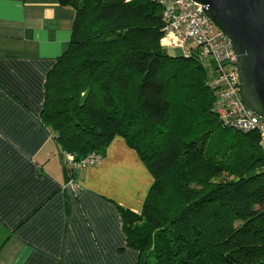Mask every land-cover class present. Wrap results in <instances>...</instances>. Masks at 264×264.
I'll return each instance as SVG.
<instances>
[{
  "label": "trees",
  "instance_id": "16d2710c",
  "mask_svg": "<svg viewBox=\"0 0 264 264\" xmlns=\"http://www.w3.org/2000/svg\"><path fill=\"white\" fill-rule=\"evenodd\" d=\"M58 2L74 25L41 119L78 161L120 136L145 163L142 212L120 208L139 264H264V148L215 114L210 62L166 51L160 0Z\"/></svg>",
  "mask_w": 264,
  "mask_h": 264
},
{
  "label": "crops",
  "instance_id": "0c3cea01",
  "mask_svg": "<svg viewBox=\"0 0 264 264\" xmlns=\"http://www.w3.org/2000/svg\"><path fill=\"white\" fill-rule=\"evenodd\" d=\"M74 18L58 0H0V264H139L120 208L142 212L145 163L117 136L100 164L68 174L41 119Z\"/></svg>",
  "mask_w": 264,
  "mask_h": 264
},
{
  "label": "built area",
  "instance_id": "2783aa9c",
  "mask_svg": "<svg viewBox=\"0 0 264 264\" xmlns=\"http://www.w3.org/2000/svg\"><path fill=\"white\" fill-rule=\"evenodd\" d=\"M160 2L164 6L166 22L162 44L177 47L185 55H190L194 48L199 49L200 56L207 59L212 68L210 88L215 96V114L227 127L245 133L257 132L264 148V119L248 108L241 95L238 55L231 40L209 19L203 6L192 0ZM103 158L99 153H92L78 161L73 154H63L64 166L71 172H83L97 166ZM68 186L75 192L80 190L74 179L68 182Z\"/></svg>",
  "mask_w": 264,
  "mask_h": 264
},
{
  "label": "water",
  "instance_id": "95a60500",
  "mask_svg": "<svg viewBox=\"0 0 264 264\" xmlns=\"http://www.w3.org/2000/svg\"><path fill=\"white\" fill-rule=\"evenodd\" d=\"M231 40L238 55L241 95L264 119V0H192Z\"/></svg>",
  "mask_w": 264,
  "mask_h": 264
},
{
  "label": "rangeland",
  "instance_id": "374dc122",
  "mask_svg": "<svg viewBox=\"0 0 264 264\" xmlns=\"http://www.w3.org/2000/svg\"><path fill=\"white\" fill-rule=\"evenodd\" d=\"M163 45V44H162ZM163 47L166 49V51L168 52V53H170V54H173V55H182V51L181 50H179V48H177V47H167L166 45H163ZM184 55V54H183ZM200 59H201V57H200ZM205 64H206V62H204ZM204 64V65H205ZM206 67H208V66H206Z\"/></svg>",
  "mask_w": 264,
  "mask_h": 264
},
{
  "label": "bare ground",
  "instance_id": "6f19581e",
  "mask_svg": "<svg viewBox=\"0 0 264 264\" xmlns=\"http://www.w3.org/2000/svg\"><path fill=\"white\" fill-rule=\"evenodd\" d=\"M164 43H167V41H164Z\"/></svg>",
  "mask_w": 264,
  "mask_h": 264
}]
</instances>
